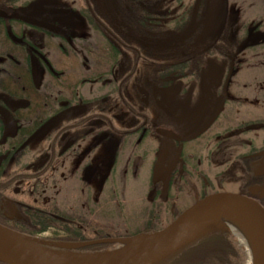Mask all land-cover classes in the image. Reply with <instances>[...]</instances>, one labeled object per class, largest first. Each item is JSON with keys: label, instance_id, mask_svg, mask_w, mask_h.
<instances>
[{"label": "flooded vegetation", "instance_id": "obj_1", "mask_svg": "<svg viewBox=\"0 0 264 264\" xmlns=\"http://www.w3.org/2000/svg\"><path fill=\"white\" fill-rule=\"evenodd\" d=\"M119 1L0 2V225L46 256L110 255L124 240L162 231L211 194H239L264 207V7L243 28L230 18L229 0L224 26L222 0L203 42L200 75L176 80L199 78L206 89L212 117H199V153L162 150L150 182L156 203L143 210L120 185L139 173L113 171L111 163L156 136L184 141L168 118L152 116L160 104L169 109L163 94L175 83H159V21L169 19L168 31L173 11L151 0L149 29L141 12L115 11ZM130 17L139 25H129ZM95 35L104 39L103 56ZM161 158L171 175L154 184ZM173 189L186 192L187 208L176 211Z\"/></svg>", "mask_w": 264, "mask_h": 264}, {"label": "rangeland", "instance_id": "obj_2", "mask_svg": "<svg viewBox=\"0 0 264 264\" xmlns=\"http://www.w3.org/2000/svg\"><path fill=\"white\" fill-rule=\"evenodd\" d=\"M262 3L263 1L261 2L260 0H230V18L241 27V24L251 25L256 19H258L257 12H259L260 15V12L264 7V3ZM101 4L103 5V2ZM156 4L161 10L163 8L164 10L171 8V11H173V23L177 22V18L183 17V15H181L182 10L189 8L190 4H196L202 7L201 11L198 9V12H196V8H194V13L191 19L192 25L190 28L187 27L182 31L173 30V24L170 21V29L168 28V31L166 29L167 32L160 34L159 51H169L170 54H172L176 47L181 48L183 46L182 48L192 54L203 52V42L208 39L207 35L214 30L220 19L222 13V0H159ZM200 12H202L203 15L201 18ZM160 20L162 25H165L166 27L168 26L169 19L160 18ZM203 25L209 27L207 31L201 30ZM85 36L88 38V35ZM192 36H194L193 42L190 41ZM95 37L97 41L96 46L99 47L97 53L100 56H103L104 39L101 35H95ZM163 39H166V41ZM84 53L87 55L88 51H85ZM217 59L222 63V58L218 57ZM219 62H216V64H220ZM205 91L206 89L199 78H193L189 80L188 83L176 81L169 91L166 90L163 94L166 101L170 103L169 109L165 110L160 104L158 105L159 107L155 109L156 112L152 113V116L160 114L162 117L170 120L171 130L184 138V141L181 144H177L173 140L156 136L151 141L142 144V146L136 147L133 145V149L128 148L126 154H122L121 161H113L111 163V170L113 171L139 173L136 179H127L120 184L129 188V193L126 196L129 199V203L132 205H137L140 209L141 206H143V210H146L151 208V202H153V204L156 203L153 200L155 193H158V189L152 186L150 182L156 158L159 157L163 149L168 148L172 149L173 152H184L185 154L186 152L195 155L199 153V145L201 144L199 132L202 127L201 119H199V117L201 115H204V117L208 116L209 118L212 117V110L207 106L208 97L205 95ZM112 148L114 149V146H112ZM127 176L132 175L127 174ZM178 192L177 189L172 190V193L176 196V211L187 208L190 205V199L186 196V192L182 194H178ZM213 224H216L229 232L234 245L242 256L243 264H249L250 259L247 255L246 247L241 244L231 230L226 228L222 223L215 220L206 222L198 227L196 234H199L202 230ZM120 246L121 244H117L116 247L112 249L110 255L121 251L122 248H120Z\"/></svg>", "mask_w": 264, "mask_h": 264}, {"label": "water", "instance_id": "obj_3", "mask_svg": "<svg viewBox=\"0 0 264 264\" xmlns=\"http://www.w3.org/2000/svg\"><path fill=\"white\" fill-rule=\"evenodd\" d=\"M223 3L222 25H225L229 12V0H223ZM28 21L51 30H57L56 27L48 24L37 23L33 20ZM167 136L178 141L181 140L174 133H168ZM171 171L165 167L163 158H161L154 170L153 183L166 182L171 175ZM227 210L243 212L254 221L260 237L257 264H264V207L247 196L234 193L208 195L184 211L171 225L162 231L144 238H134L123 242L124 247L122 250H126L131 243L135 242L136 244L121 252L123 255L109 264H156L189 243L197 235L198 227L206 223L208 217ZM0 262L4 264H63L54 260L52 256H46L32 249L1 225Z\"/></svg>", "mask_w": 264, "mask_h": 264}, {"label": "trees", "instance_id": "obj_4", "mask_svg": "<svg viewBox=\"0 0 264 264\" xmlns=\"http://www.w3.org/2000/svg\"><path fill=\"white\" fill-rule=\"evenodd\" d=\"M142 1V2H141ZM151 0H120L117 3L115 11H137L141 12L144 17L142 18V26L149 29L152 27V12L153 5ZM193 5V6H192ZM190 4L189 8L182 10L181 15L183 17L177 18V22L173 23V30L182 31L187 27L190 28L191 19L194 13V4ZM197 12V11H196ZM185 17V19H184ZM172 19V18H171ZM129 25L136 26V18L131 19ZM173 20V19H172ZM98 21V20H97ZM119 23L125 22V19L120 17ZM160 22V34H164L166 29L165 25ZM199 22V20H198ZM258 22L264 23V18L258 19ZM225 26V25H224ZM247 25H243V28H247ZM197 27V25H196ZM190 38V37H189ZM194 36L190 38V41H194ZM222 45H229L227 40V32L221 37ZM166 41V39H163ZM237 44V42L235 43ZM183 47V46H182ZM176 47L172 54L170 52L161 50L160 54V85L168 86L170 82H176L178 77L182 76H198L200 75L201 60L204 54L201 53H189L184 48ZM217 47H213L209 50V54H213ZM173 50V49H172ZM176 51V52H175ZM172 62V63H171ZM168 77H170V80ZM162 228H159L160 230ZM157 229H152L149 233L156 232ZM157 264H243L242 256L238 249L235 247L231 240L230 234L223 228L216 224L210 225L197 234L189 243L184 245L181 249L170 254L168 257L162 259Z\"/></svg>", "mask_w": 264, "mask_h": 264}, {"label": "bare ground", "instance_id": "obj_5", "mask_svg": "<svg viewBox=\"0 0 264 264\" xmlns=\"http://www.w3.org/2000/svg\"><path fill=\"white\" fill-rule=\"evenodd\" d=\"M214 220L222 223L226 228H229L237 240L246 247V252L250 259L249 264H257L259 257L260 237L254 221L243 212H235L231 210L212 215L207 218L206 222ZM135 244V242L129 244L126 250L133 247ZM121 252H118L114 255L95 258L71 257L64 255H57L52 258L63 264H109L120 258V256L123 255Z\"/></svg>", "mask_w": 264, "mask_h": 264}]
</instances>
